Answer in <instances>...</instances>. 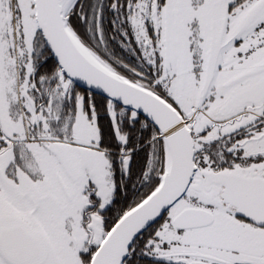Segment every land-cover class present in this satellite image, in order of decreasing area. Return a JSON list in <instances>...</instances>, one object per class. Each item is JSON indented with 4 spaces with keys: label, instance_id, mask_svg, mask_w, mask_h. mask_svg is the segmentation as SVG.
Returning a JSON list of instances; mask_svg holds the SVG:
<instances>
[{
    "label": "snow or ice",
    "instance_id": "snow-or-ice-1",
    "mask_svg": "<svg viewBox=\"0 0 264 264\" xmlns=\"http://www.w3.org/2000/svg\"><path fill=\"white\" fill-rule=\"evenodd\" d=\"M0 264H264V0H0Z\"/></svg>",
    "mask_w": 264,
    "mask_h": 264
}]
</instances>
